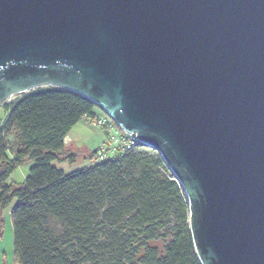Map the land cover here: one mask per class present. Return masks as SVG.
<instances>
[{
	"label": "water",
	"instance_id": "95a60500",
	"mask_svg": "<svg viewBox=\"0 0 264 264\" xmlns=\"http://www.w3.org/2000/svg\"><path fill=\"white\" fill-rule=\"evenodd\" d=\"M46 86L161 154L201 264H264V0H0V103Z\"/></svg>",
	"mask_w": 264,
	"mask_h": 264
},
{
	"label": "trees",
	"instance_id": "16d2710c",
	"mask_svg": "<svg viewBox=\"0 0 264 264\" xmlns=\"http://www.w3.org/2000/svg\"><path fill=\"white\" fill-rule=\"evenodd\" d=\"M1 107L0 236L3 212L16 199L9 211L14 264H201L186 196L158 152H128L65 173L51 163L94 104L46 86ZM12 129L19 147L9 157L5 136ZM26 159L33 164L23 183L5 184Z\"/></svg>",
	"mask_w": 264,
	"mask_h": 264
},
{
	"label": "rangeland",
	"instance_id": "374dc122",
	"mask_svg": "<svg viewBox=\"0 0 264 264\" xmlns=\"http://www.w3.org/2000/svg\"><path fill=\"white\" fill-rule=\"evenodd\" d=\"M19 95H13L10 97V100L18 97ZM8 100L5 102L0 103V126L3 124L5 120V113L3 108L1 107L4 103H8ZM74 130H77L80 133V137L83 141H88L90 146H98L99 140L101 137V133L93 132L90 129L78 124L75 126ZM5 141L7 147L9 149L8 155L9 157L12 156V153L15 151L16 148L19 147V138L16 129H12L6 136ZM65 143V141H64ZM78 145V144H77ZM73 155L69 153L65 148L61 155L59 156L57 161H52V166L57 169L63 170L65 173H68L72 170L81 168L87 162L86 158H82L81 152L79 149L73 151ZM91 153V152H90ZM91 161V160H90ZM32 161L26 159L21 165H19L8 177L5 184L7 185H19L22 184L29 168L32 166ZM91 164V162H90ZM89 164V165H90ZM16 203V199H14L10 205L5 209L3 212V218L5 221L3 227V234L0 236V264H10L11 259H13V229L12 223L10 218V209ZM151 245L157 246L160 250H162L164 243L162 241H155L152 242Z\"/></svg>",
	"mask_w": 264,
	"mask_h": 264
},
{
	"label": "built area",
	"instance_id": "2783aa9c",
	"mask_svg": "<svg viewBox=\"0 0 264 264\" xmlns=\"http://www.w3.org/2000/svg\"><path fill=\"white\" fill-rule=\"evenodd\" d=\"M7 100L9 101L10 97ZM81 121L99 129L105 136L102 144L94 149L95 151L93 158L91 159V164L105 160H115L128 152L136 153L141 150H151L150 148L141 145L135 136L120 128L107 114L96 106L92 109V114L84 115ZM158 154L160 155L164 165L167 167L161 154ZM168 170L170 171L169 168Z\"/></svg>",
	"mask_w": 264,
	"mask_h": 264
},
{
	"label": "crops",
	"instance_id": "0c3cea01",
	"mask_svg": "<svg viewBox=\"0 0 264 264\" xmlns=\"http://www.w3.org/2000/svg\"><path fill=\"white\" fill-rule=\"evenodd\" d=\"M81 124L82 126L90 129L93 132L99 133V129H96L82 121L78 122L77 124H75L67 133V135L65 136V143H64V148L69 151V153H71L72 155L74 154L73 151L79 149L81 152V156L82 158H86V164L83 166H88L90 164V152H92L95 148L99 147L102 142L105 139V136L103 134V132L100 131L101 133V137L99 140V144L98 146H90L88 141H83V143L81 142L82 139L80 137V133L77 130H74L75 126ZM78 144V145H77ZM82 166V167H83ZM13 254V252H12ZM13 257V256H12ZM8 264V263H7ZM10 264H14L13 259H11V263Z\"/></svg>",
	"mask_w": 264,
	"mask_h": 264
}]
</instances>
